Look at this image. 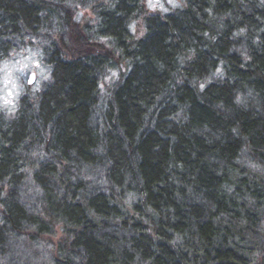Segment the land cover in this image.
<instances>
[{"label":"trees","instance_id":"obj_1","mask_svg":"<svg viewBox=\"0 0 264 264\" xmlns=\"http://www.w3.org/2000/svg\"><path fill=\"white\" fill-rule=\"evenodd\" d=\"M29 44L52 79L0 115V264H264V0H0V66Z\"/></svg>","mask_w":264,"mask_h":264},{"label":"rangeland","instance_id":"obj_2","mask_svg":"<svg viewBox=\"0 0 264 264\" xmlns=\"http://www.w3.org/2000/svg\"><path fill=\"white\" fill-rule=\"evenodd\" d=\"M187 0H142L148 14L166 15L178 9L184 8ZM91 20L89 10L80 12L79 19ZM130 30L137 38L144 33L142 21H134ZM34 74V82L29 84L30 75ZM119 71L115 67L110 77L105 79L102 88L108 87L118 76ZM52 79V67L48 64L41 49L35 44H29L16 50L0 66V115L13 118L22 101L31 94L40 93ZM105 91V90H104ZM32 97L34 98V96ZM58 238L61 232H57ZM43 256V257H42ZM40 260L43 264L52 263L49 254H42ZM38 257V258H39ZM49 262V263H48ZM35 264V263H34Z\"/></svg>","mask_w":264,"mask_h":264},{"label":"water","instance_id":"obj_3","mask_svg":"<svg viewBox=\"0 0 264 264\" xmlns=\"http://www.w3.org/2000/svg\"><path fill=\"white\" fill-rule=\"evenodd\" d=\"M34 77H35L34 74L30 75L29 84L34 82Z\"/></svg>","mask_w":264,"mask_h":264},{"label":"bare ground","instance_id":"obj_4","mask_svg":"<svg viewBox=\"0 0 264 264\" xmlns=\"http://www.w3.org/2000/svg\"><path fill=\"white\" fill-rule=\"evenodd\" d=\"M8 29H7V27L5 28V31H7ZM7 32H9V31H7Z\"/></svg>","mask_w":264,"mask_h":264}]
</instances>
